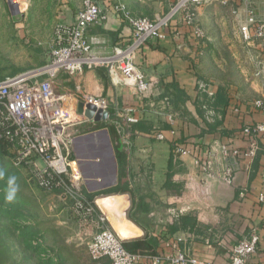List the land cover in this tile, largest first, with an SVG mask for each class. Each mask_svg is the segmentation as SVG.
<instances>
[{"label":"crops","instance_id":"1","mask_svg":"<svg viewBox=\"0 0 264 264\" xmlns=\"http://www.w3.org/2000/svg\"><path fill=\"white\" fill-rule=\"evenodd\" d=\"M232 1L236 4L239 27L244 23L248 9L254 10L259 22H264V0ZM121 2L126 13L115 9V0H101L107 19L87 31L88 38L103 55L131 42L133 31L126 19L127 14L156 19L167 13L176 0ZM78 11L69 23L75 22ZM252 44L257 45L259 51L256 49V53L262 57L264 39ZM197 51L198 44L180 15L171 24L166 40L149 41L135 59L138 69L150 83L149 92L141 97L119 75L111 78L105 68L97 67L75 75L74 94L63 93L58 80L68 74H60L55 81L59 93L74 97L87 93L102 97L109 103V121L85 123L89 126L105 124V128L89 130L83 135L77 130L84 125L74 129L77 134L75 140L79 141L73 144L72 157L80 162L83 191L89 200L102 197L108 206L116 207L120 204V196L125 197V215L128 220L129 215L135 216L136 223L130 221L142 232L132 239L156 243L158 247L153 256L167 257L181 251L212 264H228L234 245L257 233V253L250 258L249 264H264V201L260 199L264 195V143L260 144L251 163L225 158L221 152L225 142L241 145L233 141L234 134L241 127L264 122V111L253 108L256 100L264 101V78L247 93L234 86L224 89L231 104L223 118V106H212L218 89L222 87L210 83L207 84V92L202 89L203 78L195 65ZM42 62L37 60L28 69L22 62L14 61V66L0 72V77L40 68ZM173 85L184 90L185 94L179 95ZM176 101L177 105L174 104ZM125 107L138 110L139 123L126 126L117 118L118 111ZM221 122L223 124L217 126ZM119 123L121 126H117ZM207 123L216 127L213 133L206 132L209 130ZM104 130L108 131L112 143L115 164L107 143L103 147L97 139L100 134L105 136ZM159 133H164L166 139H157ZM185 139L205 145L202 149L208 151L207 164L216 174H221L226 166L233 163L232 183L227 184L219 175L205 173L193 153L176 154L173 141ZM195 149L199 150V147ZM27 178L35 184L29 175ZM108 190L116 191L105 195ZM52 195L61 198L58 194ZM68 204H59L57 212L71 216V205ZM182 217L195 219V225L181 224ZM88 223L90 232L98 231L99 226L94 220ZM104 264L110 262L105 260ZM139 264L152 262L143 259Z\"/></svg>","mask_w":264,"mask_h":264},{"label":"built area","instance_id":"2","mask_svg":"<svg viewBox=\"0 0 264 264\" xmlns=\"http://www.w3.org/2000/svg\"><path fill=\"white\" fill-rule=\"evenodd\" d=\"M4 1L15 7L19 5V0ZM115 1V9L126 13L123 2ZM210 1L177 0L167 13L156 19L127 14L126 19L133 31L131 42L124 48L103 55L88 38L87 31L101 24L107 16L101 7V0H83L75 22L56 27L54 49L45 66L15 76L0 77V142L7 151V157L15 167L25 170L30 181L40 190L58 194L70 203L77 217L97 223L98 231L87 245L89 264H104L105 260L110 264H139L143 259L150 260L152 264H212L181 251H175L167 257L142 256L125 248L126 240L114 230L97 203L98 197L91 201L85 195L83 175L77 177L75 173L78 167L81 171L80 162L72 157L77 136L74 129L86 122L95 124L79 113V103H84V106L91 104L102 110H109V103L102 97L88 94L82 99L73 96L75 103L74 110H71L66 106V95L58 92L55 82L62 73L74 76L93 68H105L111 78L119 75L122 81L134 87L138 97L145 95L150 90V83L136 65L137 55L149 41L166 40L171 24L180 15L192 38L202 39L204 32L197 25L195 8ZM223 1L227 3L230 0ZM240 34L248 44L264 39V22L258 21L254 10L248 9L246 19L240 25ZM201 87L208 91L207 85ZM254 106L264 111L263 100H256ZM137 112L135 107H125L118 111L117 118L126 126H131L140 121ZM73 113L76 118H73ZM244 133L252 137L264 136V122L245 127ZM157 139L165 140L164 133H159ZM174 149L176 154L189 152L176 145ZM259 149L257 140L251 141L245 154L236 148L232 149L231 145L223 143L221 146L223 157L249 163L256 158ZM205 154V158L202 157L203 152L199 157L194 156L201 169L205 173L219 175L227 184H231L233 163L226 166L221 174H216L207 164L208 151ZM260 199L264 201V195ZM258 245L257 233L239 240L232 249L228 264H249L250 258L257 253Z\"/></svg>","mask_w":264,"mask_h":264},{"label":"rangeland","instance_id":"3","mask_svg":"<svg viewBox=\"0 0 264 264\" xmlns=\"http://www.w3.org/2000/svg\"><path fill=\"white\" fill-rule=\"evenodd\" d=\"M82 1L19 0L13 8L0 0V72L10 70L14 61L28 69L37 60L45 66L54 49L56 27L69 23ZM235 5L232 0H212L195 8L197 25L204 32L196 40L195 65L202 84L234 86L247 93L264 78V53L261 57L256 44L242 40ZM75 78L66 75L58 80L63 93H75ZM86 94L76 96L82 99ZM82 125L77 133L83 135L90 126ZM63 202L69 205L30 183L25 171L0 148V264H89L87 245L97 231L90 232L88 221L72 208L71 216L57 212Z\"/></svg>","mask_w":264,"mask_h":264},{"label":"trees","instance_id":"4","mask_svg":"<svg viewBox=\"0 0 264 264\" xmlns=\"http://www.w3.org/2000/svg\"><path fill=\"white\" fill-rule=\"evenodd\" d=\"M231 1V0H230ZM174 86V89L179 93V95H182L183 93L185 94V91L182 90L181 88H179L178 86L176 85H173ZM226 90L222 89V88H219L217 93H216V99H215V103L212 104V106L216 107V106H223L224 108V114H223V118L226 114V110L229 108L230 106V99L229 97H227L228 95L226 94ZM227 97V98H226ZM175 105L178 104V102L176 101L174 103ZM253 108H255L256 110H258L255 106H254V103H253ZM185 122H188V121H185ZM189 123V122H188ZM219 124H223V122L221 123H218L217 126ZM141 124H139V127L142 128L140 126ZM207 128L209 130H207L206 132H210V133H213L215 131L214 128L216 127H212L209 123L206 124ZM254 125L252 126H249V127H253ZM106 125L105 124H97V125H92L90 126V131L92 130H96V129H101V128H105ZM245 127L247 126H243L241 127L235 134H234V139L233 141H236V142H239L241 143V145H235L233 142L234 145H232L230 142H225L224 144L226 145H231L232 146V149L236 148L237 150L240 151V153H246L247 152V149L249 147V144L251 143L252 140H257L259 145L261 143H264V136H258V137H252L251 135H247L244 133V129ZM175 132V131H173ZM220 133L223 134V132L221 131ZM174 145L176 146H180L182 147L183 149L193 153V155L195 157H199L200 156V153L203 152V155L202 157L205 158V150L202 149V148H205L204 146L205 145H201L200 143L199 144H195V143H192L191 141H188L187 139L185 140H177V141H173ZM195 147H194V146ZM191 147H193V149H191ZM196 147H199V150H196L195 148ZM0 148L1 150L4 152V154H6L7 156V151L4 147V145L0 142ZM200 148L202 150H200ZM21 169V168H20ZM23 170V169H22ZM25 171V170H24ZM26 175L28 176L27 172L25 171ZM35 185V184H34ZM36 186V185H35ZM37 187V186H36ZM38 188V187H37ZM116 190H108V191H105L104 194L105 195H110L112 192H114ZM96 198V197H95ZM129 219L133 222L136 223L135 221V216H132V215H129ZM180 221L182 222L181 224L183 225H195L196 223V220L195 219H192L191 217H182L180 219ZM179 221V222H180ZM124 246L125 248L130 251L131 253H134V254H138V255H142V256H153L156 252V249H157V245L156 243L154 242H151V241H148L147 239H133V240H127L124 242Z\"/></svg>","mask_w":264,"mask_h":264},{"label":"bare ground","instance_id":"5","mask_svg":"<svg viewBox=\"0 0 264 264\" xmlns=\"http://www.w3.org/2000/svg\"><path fill=\"white\" fill-rule=\"evenodd\" d=\"M65 103L68 108L71 110H74V97L71 95H66ZM73 118H76L75 113L72 114ZM98 141L103 145V147L106 146V137L102 134L97 136ZM79 140H75L74 144ZM80 167L75 169L76 176L79 177L82 175L81 171H79ZM107 198V197H106ZM120 204L116 207H110L106 204V201L101 199L98 200L97 203L100 206L101 210L104 212V214L109 219L111 225L113 226L114 230L118 233V235L124 239L129 240L132 238L139 237L142 232L136 227L125 215V197L120 196ZM117 199V198H115ZM119 199V198H118ZM116 204V201H115ZM114 206V205H113ZM128 208V207H127ZM133 240V239H132Z\"/></svg>","mask_w":264,"mask_h":264},{"label":"water","instance_id":"6","mask_svg":"<svg viewBox=\"0 0 264 264\" xmlns=\"http://www.w3.org/2000/svg\"><path fill=\"white\" fill-rule=\"evenodd\" d=\"M78 111L79 113L84 114L87 119L94 121L95 123H104L110 120L109 110L98 109L96 106L91 104L84 106V103L80 102L78 105ZM104 131H105L107 146L109 148V153L111 154L112 161L115 164L116 158L113 151L112 143L108 131L107 130Z\"/></svg>","mask_w":264,"mask_h":264}]
</instances>
